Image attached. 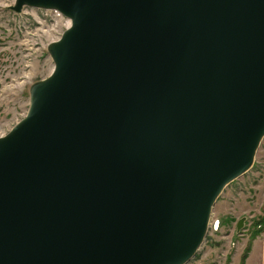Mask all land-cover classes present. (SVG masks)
Masks as SVG:
<instances>
[{"label":"water","instance_id":"1","mask_svg":"<svg viewBox=\"0 0 264 264\" xmlns=\"http://www.w3.org/2000/svg\"><path fill=\"white\" fill-rule=\"evenodd\" d=\"M22 6L71 27L0 138V264H186L264 136V0Z\"/></svg>","mask_w":264,"mask_h":264},{"label":"rangeland","instance_id":"2","mask_svg":"<svg viewBox=\"0 0 264 264\" xmlns=\"http://www.w3.org/2000/svg\"><path fill=\"white\" fill-rule=\"evenodd\" d=\"M16 2L0 0V138L28 116L37 89L54 73L51 49L71 27V19L57 10L29 6L14 10ZM263 229L264 136L250 168L216 199L205 238L186 264H239L254 235Z\"/></svg>","mask_w":264,"mask_h":264},{"label":"crops","instance_id":"3","mask_svg":"<svg viewBox=\"0 0 264 264\" xmlns=\"http://www.w3.org/2000/svg\"><path fill=\"white\" fill-rule=\"evenodd\" d=\"M244 264H264V232L251 240Z\"/></svg>","mask_w":264,"mask_h":264},{"label":"trees","instance_id":"4","mask_svg":"<svg viewBox=\"0 0 264 264\" xmlns=\"http://www.w3.org/2000/svg\"><path fill=\"white\" fill-rule=\"evenodd\" d=\"M262 226V225H260ZM262 232H264V229L261 231H257V233L254 235V237L252 239H254L255 237H257L259 234H261ZM249 249H250V243L248 244V247L246 248L245 252L243 253L242 257H241V262L240 264H244V260L247 256V253L249 252Z\"/></svg>","mask_w":264,"mask_h":264}]
</instances>
